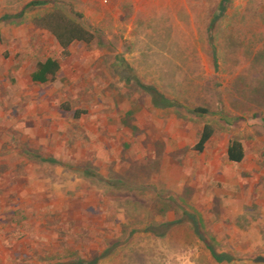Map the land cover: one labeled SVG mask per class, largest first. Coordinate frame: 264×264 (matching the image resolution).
I'll list each match as a JSON object with an SVG mask.
<instances>
[{"label": "rangeland", "instance_id": "1", "mask_svg": "<svg viewBox=\"0 0 264 264\" xmlns=\"http://www.w3.org/2000/svg\"><path fill=\"white\" fill-rule=\"evenodd\" d=\"M219 1L0 0V264H220L193 221L223 264H264V0L209 35ZM54 12L95 39L35 83L62 53Z\"/></svg>", "mask_w": 264, "mask_h": 264}, {"label": "trees", "instance_id": "2", "mask_svg": "<svg viewBox=\"0 0 264 264\" xmlns=\"http://www.w3.org/2000/svg\"><path fill=\"white\" fill-rule=\"evenodd\" d=\"M230 4L231 0L219 1L218 7L215 11L214 17L208 30L209 35L212 32L211 28H213V26L226 15ZM42 21L44 22L42 27L48 29L56 37L62 48L60 58H48L44 61H39L36 65V70L32 74V81L35 83L46 84L49 82H53L56 79V75L61 69V61H65L71 56L70 46L75 42H83L89 44L93 42V40L95 39V35L84 26L75 22L71 18H68L67 16L60 14L59 12L49 14L48 16L44 17ZM215 54L216 52L214 50V56L216 60L217 58ZM141 87L144 88L149 94H151L152 103L155 108H168L175 105V101H172L165 97L163 94H160V92H158L156 89L147 87L145 85H141ZM196 111L200 113H208V110L203 108H198ZM83 114L84 113H82L81 111H75L74 113L77 119L80 118ZM214 132L215 130L211 125H206L204 127L200 141L196 147L198 151L203 152L205 150L206 144L213 137ZM227 154L231 162H242L245 158V150L243 144L238 140H233L228 147ZM193 225L196 235L204 243L205 247L210 251L211 256L215 262L223 264L231 263L234 261L233 257L230 254L219 253L215 250V248L207 241V238L204 237L197 222L193 221ZM113 248L114 246H111V248L102 255L93 257L91 259L80 257L76 260L68 259L66 261L55 257L53 259L46 257L44 260V264H99L100 261L109 256V254L111 253L110 250H112Z\"/></svg>", "mask_w": 264, "mask_h": 264}, {"label": "crops", "instance_id": "3", "mask_svg": "<svg viewBox=\"0 0 264 264\" xmlns=\"http://www.w3.org/2000/svg\"><path fill=\"white\" fill-rule=\"evenodd\" d=\"M227 151H228V150H227ZM244 159H245V158H244ZM229 161H230V160H229ZM243 161H244V160H243ZM243 161H242V162H243ZM230 162H231V161H230ZM234 163H236V162H234ZM240 163H241V162H240Z\"/></svg>", "mask_w": 264, "mask_h": 264}]
</instances>
